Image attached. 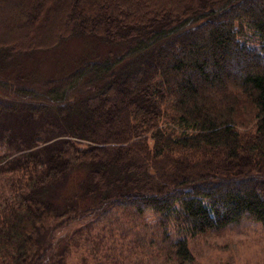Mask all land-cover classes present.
<instances>
[{"label":"trees","instance_id":"16d2710c","mask_svg":"<svg viewBox=\"0 0 264 264\" xmlns=\"http://www.w3.org/2000/svg\"><path fill=\"white\" fill-rule=\"evenodd\" d=\"M0 10V65L69 37L109 46L36 87L0 77V264H43L50 230L70 220H121L128 254L163 264L191 262V238L264 225V0ZM76 171L77 190L60 196Z\"/></svg>","mask_w":264,"mask_h":264},{"label":"rangeland","instance_id":"374dc122","mask_svg":"<svg viewBox=\"0 0 264 264\" xmlns=\"http://www.w3.org/2000/svg\"><path fill=\"white\" fill-rule=\"evenodd\" d=\"M6 17L0 10V30ZM108 50L107 44L93 37H69L48 50L22 54L4 62L0 65V77L10 83H32L36 87L46 79L66 75L81 61L100 57ZM3 96L4 91L0 90V99ZM82 174L81 171L71 173L58 187L59 195H72ZM73 200L68 202L77 205L76 209L80 207L81 197ZM89 220L90 224L86 225ZM145 221L153 224L151 216ZM131 236L128 226L121 220L98 217L70 220L50 230L47 237L52 241L51 248L43 264H111L113 258L120 264H163L161 259L150 255L130 256ZM188 245L193 260L183 264H264V225L245 221L219 232L191 238Z\"/></svg>","mask_w":264,"mask_h":264}]
</instances>
